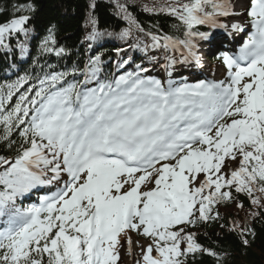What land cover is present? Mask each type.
Wrapping results in <instances>:
<instances>
[{
  "label": "snow or ice",
  "instance_id": "snow-or-ice-1",
  "mask_svg": "<svg viewBox=\"0 0 264 264\" xmlns=\"http://www.w3.org/2000/svg\"><path fill=\"white\" fill-rule=\"evenodd\" d=\"M238 2L172 0L148 9L178 21L179 38L145 31L117 0L128 24L120 38L149 37L141 50H163L166 69L177 63L169 49L200 67L202 47L218 53L224 78L194 84L155 79L141 65L101 82L102 55L77 81L83 70L40 62L68 50L56 24L42 38L33 34V0L0 21L5 53L30 57L29 41L39 39L37 58L10 65L16 79L0 83V146L12 154L0 155V264H125L126 256L131 264H227L219 233L214 245L201 242L199 230L212 224L250 246L264 219V0H247L243 11ZM96 6L89 0L84 19L89 47L100 35ZM246 30L238 51L222 47ZM43 186L49 195L19 206ZM229 207L245 217L226 219L221 209Z\"/></svg>",
  "mask_w": 264,
  "mask_h": 264
},
{
  "label": "trees",
  "instance_id": "trees-1",
  "mask_svg": "<svg viewBox=\"0 0 264 264\" xmlns=\"http://www.w3.org/2000/svg\"><path fill=\"white\" fill-rule=\"evenodd\" d=\"M89 0H33L36 5V13L34 15L33 25L35 28L34 35L38 37H43L45 35V28L49 24H56L58 28L57 39L61 46L71 51L70 55H64L62 58V64L60 65V71L63 69H68L74 66L75 60L84 61L87 56L79 49L78 54H73L79 45L77 41L81 32L85 30L84 19L88 11L87 3ZM131 6L137 9L138 4H144L145 0H129ZM26 0H0V21L8 19L10 15L14 13V6L25 3ZM96 8L95 15L98 19V28L112 29L117 26V20L109 13L107 5L100 0H95ZM158 15H148L149 18L155 20L159 26L164 30H168V23L166 22L165 16ZM142 25L143 21H139ZM169 31V30H168ZM173 31V29H172ZM181 35V33L179 32ZM142 38V35H140ZM145 41H149L148 38L144 37ZM39 39H33L29 41V51L31 53L30 57H24L21 59L20 53L14 54L13 63H23V66H29L31 60L36 59L38 51ZM73 54V58H72ZM44 63V62H41ZM39 68L37 67V70ZM48 68H45L47 70ZM0 155H8L11 157L6 149L0 146ZM240 199L244 202L246 209L249 207V201L240 195ZM245 217V211H240L239 215L229 214V218L226 219H236L242 220ZM224 222V221H223ZM222 222V223H223ZM3 220L0 219V224ZM256 230V238L250 244L248 248H243L237 241L236 237L227 235L224 230H222L218 224H212L210 227L201 228L200 239L202 243L208 245H214L217 240L216 234L219 233L221 239L220 243L231 253L227 260V264H264V219L255 222L253 225ZM207 232L208 236L205 237L203 234ZM202 264H212V261L208 258H204Z\"/></svg>",
  "mask_w": 264,
  "mask_h": 264
},
{
  "label": "rangeland",
  "instance_id": "rangeland-1",
  "mask_svg": "<svg viewBox=\"0 0 264 264\" xmlns=\"http://www.w3.org/2000/svg\"><path fill=\"white\" fill-rule=\"evenodd\" d=\"M246 3H247V0H240V2H238V3H236V9L237 10H239V11H243L244 10V7L246 6ZM243 21L244 22H246L247 21V18L246 17H243ZM233 22V21H232ZM234 22H240V21H234ZM186 65H180V68H183V67H185ZM179 71H180V69H178ZM218 70V68L217 67H215L214 69H213V71H217ZM208 72V68L207 67H204L203 69H202V73H207ZM229 210H231V211H236L234 208H232V207H230L229 208ZM222 211H225L224 209H221V212ZM131 260H132V258L130 257V256H126L125 257V264H131Z\"/></svg>",
  "mask_w": 264,
  "mask_h": 264
},
{
  "label": "bare ground",
  "instance_id": "bare-ground-1",
  "mask_svg": "<svg viewBox=\"0 0 264 264\" xmlns=\"http://www.w3.org/2000/svg\"><path fill=\"white\" fill-rule=\"evenodd\" d=\"M12 71H14V70H12ZM40 195V194H39Z\"/></svg>",
  "mask_w": 264,
  "mask_h": 264
}]
</instances>
